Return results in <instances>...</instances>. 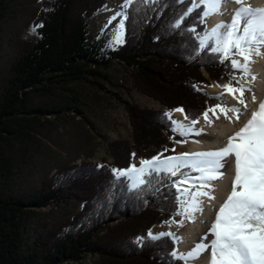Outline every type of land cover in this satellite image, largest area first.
Wrapping results in <instances>:
<instances>
[{
	"label": "trees",
	"instance_id": "trees-1",
	"mask_svg": "<svg viewBox=\"0 0 264 264\" xmlns=\"http://www.w3.org/2000/svg\"><path fill=\"white\" fill-rule=\"evenodd\" d=\"M8 1L0 0V17ZM107 3L45 0L35 24L38 39L23 51L11 75L0 80V264H83L89 255L97 256L99 264H183L171 255L178 244L172 236L148 235L155 226L183 220L175 214L177 192L170 186L179 177L160 174L131 189L125 178L115 177L112 170L118 167L112 165L127 169L134 158L151 159L172 147L167 110L182 108L190 121L200 119L220 99L197 84L210 87L211 79L222 85L239 72L231 68L234 56L225 59L199 47L198 33L206 30L202 8L180 27L172 26L191 0H134L125 9L122 43L114 48L94 36L89 24ZM115 61L132 69L134 87L165 109L127 102L133 135L130 141H111L114 163H64L45 172L33 159L42 143L37 125L43 123L37 120L65 108L82 111L72 104L78 96L60 104L35 99L65 91L71 82L89 81L105 89ZM25 167H41L40 176L27 184L31 173ZM72 203L81 207L71 217L55 225L38 223L42 208Z\"/></svg>",
	"mask_w": 264,
	"mask_h": 264
},
{
	"label": "snow or ice",
	"instance_id": "snow-or-ice-1",
	"mask_svg": "<svg viewBox=\"0 0 264 264\" xmlns=\"http://www.w3.org/2000/svg\"><path fill=\"white\" fill-rule=\"evenodd\" d=\"M133 2L134 0H125L122 8H127ZM178 2L183 3V0ZM225 2L226 0H191L172 26L180 27L183 20L198 8L203 9L199 14L202 21L212 15L222 14L221 7ZM229 2L239 5L231 14V20L227 23L221 22L210 32H205L199 39V47H208L225 59L234 55L243 58V62L237 59L231 60V68L243 75L239 78L232 77L227 83L219 85L235 98L236 92L243 97L245 91H251L242 81L245 76L251 74L250 65L255 62L253 56L264 55L261 52V47L264 46V8L245 6L244 0H229ZM124 17L127 18V13H124ZM188 30L194 31V29ZM119 31H123L122 24L119 26ZM120 42L122 41L117 35L116 43ZM252 79L256 77L253 76ZM253 102H256L255 94H253ZM238 103L244 104L247 108L242 98ZM217 108L226 117L229 111L236 113V119H239L241 114L239 107H229L221 99V103L204 111L203 118L209 121V112L215 115ZM175 111L184 110L178 108ZM166 115L171 119L170 113ZM187 119L188 117L185 116V120ZM172 123L173 132L187 136L192 134V125L199 123V120H192L189 125L176 120ZM203 131L204 129L195 130V134L199 135ZM172 151L174 152L175 149ZM132 155L135 157L134 153ZM162 156L163 153L151 159H141L139 167L133 163L127 169L112 171L117 179L125 178L132 189L150 184L149 178L160 174L168 177L178 176L179 179L174 180L170 185L175 187L178 193L175 196L178 206L175 214L184 216L193 223L196 220V213L202 214L204 211L201 197L209 199L215 197L199 189L189 194V190L182 191L180 185L189 182L194 184L198 180L201 188H211L213 187L211 181L222 179L226 174L221 169L227 166L228 170L233 172L230 193L217 210L208 232L189 251L185 253L173 251L171 255L188 264L189 261L198 259L202 253L210 250L209 264H264V101L258 103L257 109L251 113L250 118L237 132L228 137L220 149L197 153L185 152L166 156L163 159ZM230 156L234 158L232 161L228 159ZM192 172H197L199 175L194 177L191 175ZM179 223L182 226L184 221L181 220ZM148 235L153 239L160 238L153 236L151 232ZM164 235L174 234H160V236ZM209 236L213 238L209 240Z\"/></svg>",
	"mask_w": 264,
	"mask_h": 264
},
{
	"label": "rangeland",
	"instance_id": "rangeland-1",
	"mask_svg": "<svg viewBox=\"0 0 264 264\" xmlns=\"http://www.w3.org/2000/svg\"><path fill=\"white\" fill-rule=\"evenodd\" d=\"M45 0H9L4 16L0 17V80L11 75V70L17 59L22 55L23 51L38 39L35 24H38L39 17L43 10ZM125 0H108L107 5L96 13L89 20L90 30L94 36L103 37L109 48H114L117 35L120 40H123L124 35V13L126 8H122ZM119 14V15H118ZM115 17V18H114ZM123 25V31H119V26ZM206 30L209 27V20H205ZM203 31V32H204ZM202 32V33H203ZM199 39H200V34ZM239 56L234 55L233 59H238ZM112 83H107L105 89L92 87V84L87 82H71L64 90L56 91L54 96L47 98H36L35 102L45 104H60L66 100L71 101L72 97H79V102H72L82 112H77V109L65 108L61 112L49 113L41 116V120L37 122L43 123L37 125L40 138L42 139L41 146L38 151H34L33 159L37 161L42 169L54 172V166L82 161L104 164V161L114 163V156L111 154L110 143L112 140H128L132 139L133 128L128 110L126 109L127 102H132L141 107H146L151 110H164L165 107L156 99L138 91L133 84L132 69L126 65L115 61L108 71ZM243 74L238 73L233 77H241ZM206 76L210 79L209 74ZM254 75L251 73L245 76L243 83L247 84ZM92 81V80H91ZM211 84L213 82L210 79ZM233 86H236L233 84ZM199 90L215 97L205 91L203 88L206 85L197 84ZM249 92L245 91V98H249ZM221 98V97H219ZM222 99V98H221ZM220 99V103H221ZM223 101V99H222ZM224 102V101H223ZM225 103V102H224ZM226 104V103H225ZM227 105V104H226ZM228 106V105H227ZM209 109V108H208ZM167 110V113H171ZM221 112L219 108L216 113ZM172 120V118H171ZM174 127V125H173ZM176 136V133L170 137L174 141V145L163 151V153L176 147L178 142L185 140L184 136ZM138 159V158H137ZM133 159V163L137 161ZM143 159V158H142ZM132 163V164H133ZM114 169H125L119 166L112 165ZM27 175L25 182L28 184L30 179H34L36 172L40 168L29 170L25 167ZM112 168V169H113ZM32 171V172H31ZM22 172V171H21ZM38 177L40 175H37ZM123 178V177H121ZM24 182V180H21ZM181 190H189V194L196 192L198 188L185 187L180 185ZM132 189V188H131ZM203 189V188H202ZM201 189V190H202ZM200 190V189H199ZM178 194V193H177ZM81 204L72 203L70 205L54 206L50 205L41 209L38 215V223L55 225L60 220L71 217ZM184 217V216H183ZM171 220L162 226H155L151 233L153 236L161 237V233H171L172 238L178 243L177 250L179 252L180 233L189 222L184 217L183 225L179 221ZM78 264V263H66ZM83 264H99L97 256H87ZM183 264L185 262L183 261Z\"/></svg>",
	"mask_w": 264,
	"mask_h": 264
},
{
	"label": "bare ground",
	"instance_id": "bare-ground-1",
	"mask_svg": "<svg viewBox=\"0 0 264 264\" xmlns=\"http://www.w3.org/2000/svg\"><path fill=\"white\" fill-rule=\"evenodd\" d=\"M245 6H250L252 8H264V0H244ZM239 5L229 2H226L221 7L222 14H216L208 17L209 27L207 31L210 32L217 24L224 22L227 23L231 20V14ZM204 32V33H205ZM202 33L200 36H202ZM261 52L264 53V46L261 47ZM255 62L250 65L251 73L256 77L254 81L248 82L246 87L250 88L249 98L240 97V93H235V98L232 94L225 92V90L219 85L213 83L210 87H204L203 89L209 92L212 95H217L223 99V101L229 106L239 107L241 109V114L239 119H236V113L229 111L227 117L223 112H217L213 115L212 112H209V121H206L203 116L198 119L199 123L192 125L193 132L190 135L184 136L185 140L178 142L173 152L172 149L163 153L162 159L166 156L180 155L182 153H197V152H208L220 149L224 146V143L227 141L228 137L237 132L246 122L253 111L257 109L258 103L264 101V55L253 56L252 58ZM237 60L243 62L242 57H238ZM235 87V86H234ZM253 94L256 96V102H253ZM243 99L247 104V108L244 107V104L238 103L239 99ZM172 121H180L182 124L189 125L190 120H185V112L172 111L171 113ZM219 117V119H217ZM204 129V131L196 135L195 130ZM229 161H232L234 158L229 157ZM137 167H139V160L134 162ZM221 171L226 174L222 179H217L211 181L213 187H200V182L197 180L195 183H184L185 187H195L200 189V191H207L211 196L215 197L214 199H209L208 197H201L203 200V213H196L195 222L189 221L182 232L180 233V244H179V253H185L189 251L195 243L199 242L201 237L204 236L211 224L214 221V217L217 213V210L226 200L228 194L230 193L231 183L233 179V172L228 170L227 166ZM199 173L196 175L198 176ZM195 177V176H194ZM188 189V188H187ZM202 189V190H201ZM213 237L209 236L208 239L211 240ZM210 255V250L202 253L198 259L189 261L188 264H209L208 257Z\"/></svg>",
	"mask_w": 264,
	"mask_h": 264
}]
</instances>
